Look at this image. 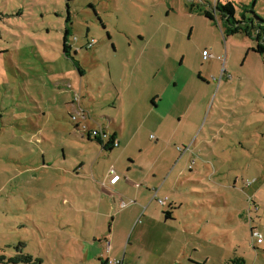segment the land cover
Instances as JSON below:
<instances>
[{
  "label": "rangeland",
  "instance_id": "374dc122",
  "mask_svg": "<svg viewBox=\"0 0 264 264\" xmlns=\"http://www.w3.org/2000/svg\"><path fill=\"white\" fill-rule=\"evenodd\" d=\"M217 1L0 0V255L15 256L22 249L47 260L44 264H101L81 262L76 245L99 208L89 193L96 186L63 169L73 171L96 155L68 105L75 96L67 84L75 88L82 78L64 53L68 27L71 55L87 71L83 82L100 92L91 93L97 110L91 115L87 109L91 126L109 109L104 99L109 71L121 66L127 51L168 60L200 90V101L209 99L206 109L200 104L189 143L196 150L191 167L209 166L194 178L205 184L195 190L196 199L207 202L196 215L203 218L193 217L196 229L174 234L171 251L153 255L152 263L180 264L181 247L188 244L193 264H241L242 258L245 264H264V241L257 243L251 230L264 240V53L253 50L255 35L225 36L221 20L214 23L192 10ZM220 1L235 3L237 16L249 4L247 16L256 24L264 19V0ZM204 50L213 57L204 60ZM44 154L53 166L44 167ZM137 230L126 241L137 243ZM150 245L158 254L165 251L161 244Z\"/></svg>",
  "mask_w": 264,
  "mask_h": 264
},
{
  "label": "crops",
  "instance_id": "0c3cea01",
  "mask_svg": "<svg viewBox=\"0 0 264 264\" xmlns=\"http://www.w3.org/2000/svg\"><path fill=\"white\" fill-rule=\"evenodd\" d=\"M69 43L72 45L71 40ZM131 47L128 44V48ZM139 55L134 56V53L127 51L120 61L121 66L110 68L111 82L107 84L104 97L109 103V109L101 110L103 119H99L101 122L97 125L91 126L87 122V115H90L87 109L91 107V115L97 112L91 106V93L98 92L93 85L91 90V87L84 84L87 71L82 69V73L79 72L82 76L79 86L75 84L73 88L70 83L67 84L73 96H87L84 107L81 98L80 104L74 102L75 97L68 105L75 109V114L80 108L85 111V114L78 116L75 127L90 141L87 146L96 151L91 163L83 160L73 171L63 168L65 173L72 174L76 180L88 179L92 183L90 185L96 186V193L93 190L89 193L96 196L100 209L95 207L92 211L94 221L87 228L89 231L81 234L78 237L80 242L76 243L81 262L94 260L102 264L103 260L106 264H153V255L161 257L164 252L171 251L170 241L174 234L181 230L185 233L195 230L198 220L195 221L193 217L199 220L203 218L202 215H196L207 202L205 198L196 199V195H200L195 190L205 184H198L194 178L202 175L203 169H209V166L201 163L191 167L196 150L190 144L194 138L192 131L199 124L196 115L200 104L206 109L209 99L200 101V90L190 86L189 78L179 77L168 60L163 61L154 53L145 58L143 54ZM211 57L213 54L206 58L203 55L204 60ZM93 129L107 132L109 138L92 135ZM149 132L155 134L156 138L151 139L150 134L148 139ZM111 138L118 145L111 143L105 148ZM177 143L185 147L176 148ZM49 161L45 162L44 154V167L53 166L54 163ZM111 166L116 167L120 175L114 184L110 182ZM56 168L62 167L60 165ZM77 183L79 181H75ZM216 186L225 187L222 183H216ZM122 200L126 204L120 206L119 203L116 207ZM136 230L137 243L126 241L128 234L133 236ZM150 243L161 244L165 251L156 253V248H152ZM22 244L26 247L24 242ZM187 245L181 247L180 264H193ZM63 249L66 250V247ZM17 252L15 256L24 255L22 249ZM27 255H31L34 260L39 259L36 264L47 261L30 253ZM15 256L0 255V263H6ZM189 257L186 263L185 259ZM15 264L30 263L21 261Z\"/></svg>",
  "mask_w": 264,
  "mask_h": 264
},
{
  "label": "trees",
  "instance_id": "16d2710c",
  "mask_svg": "<svg viewBox=\"0 0 264 264\" xmlns=\"http://www.w3.org/2000/svg\"><path fill=\"white\" fill-rule=\"evenodd\" d=\"M209 6H210L209 8H205L200 5H197V6H193L192 10L199 11L201 14H203L205 17H207L214 23H219L221 20L224 26L223 33L225 36L234 35L238 33H243L249 37H254L255 35L254 38H256L257 40V46L254 47L253 50L259 52L260 54L264 53V26L260 24V21H263L264 19L259 18L260 21L257 22L256 24V22L252 20L251 17L247 16L248 7L251 5L245 4L243 10L240 12V16H237L238 8L236 7L235 3H233L232 1H227L225 4H223L220 0H218L216 4ZM252 10L253 13L256 14L254 6L252 7ZM70 33L71 30L70 28L67 27L64 35V53L75 61V64L77 65L79 72L82 73V68L80 63L76 61L75 56L71 55V51H70L71 45L69 43ZM113 139L114 138H111V140L106 144L105 148H108L111 145V143H113ZM167 214H169V212ZM251 230L253 232L256 229L252 227ZM7 261L8 262L6 263L9 264H15L21 261L30 264H36L39 262V259L34 260L31 255H23V256L17 255L13 258H10ZM240 261L241 264H245V260L243 258ZM102 264H106V262L102 260Z\"/></svg>",
  "mask_w": 264,
  "mask_h": 264
},
{
  "label": "built area",
  "instance_id": "2783aa9c",
  "mask_svg": "<svg viewBox=\"0 0 264 264\" xmlns=\"http://www.w3.org/2000/svg\"><path fill=\"white\" fill-rule=\"evenodd\" d=\"M94 44H95V40H94V39H92L91 41H89V46H92V45H94ZM203 55H204V57L206 58V57H209L211 54H210L208 51L205 50V51H203ZM80 98H81L80 95H77V96L75 97V102H78V104H79ZM80 107H81V106L79 105V108H80ZM81 109H82V108H80V111L77 112L75 115H72V119H73L74 121L78 120V116H82L83 114H85V111H84V110H81ZM83 128H86L85 125H83ZM91 134L94 135V136H96V137H101L102 139H107V138H109L107 132H105V131H103V130H99V129H94V130H92ZM113 144L118 145V142H117L115 139H113ZM119 179H120V175L117 173V171H116L113 167H111V169H110V182H111L112 184H114V183H116ZM122 204L125 205L126 202L122 200ZM252 234H253L254 237L257 239V243H259V244H260V243H263L264 240H263V235H262L261 232H259L258 230H254V231L252 232ZM107 249L109 250V249H110V246H108Z\"/></svg>",
  "mask_w": 264,
  "mask_h": 264
}]
</instances>
